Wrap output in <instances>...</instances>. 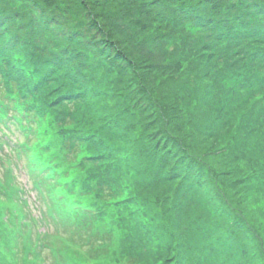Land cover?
<instances>
[{"label": "trees", "instance_id": "trees-1", "mask_svg": "<svg viewBox=\"0 0 264 264\" xmlns=\"http://www.w3.org/2000/svg\"><path fill=\"white\" fill-rule=\"evenodd\" d=\"M95 2L91 0L90 6L100 10L89 11V16L91 21L92 14L100 27L93 20L89 25L111 39L108 45L118 55L121 52L119 43L112 40L116 29L107 26V11ZM123 11L128 9L124 7ZM21 15L0 7V146H9L10 154L5 153L9 160L13 156L22 158L30 175L38 173L34 181L44 189L43 195L53 205H67L71 198L77 208L65 206L63 213H59L60 223H55L56 218L50 219L47 213L45 223L55 224L52 236H45L48 229L40 240H36L32 232L26 235V230L34 231V228L20 224L14 214L13 204L17 206V202L23 204V201L12 186L17 185L11 184L10 166L5 176L0 175V264H247L242 249L241 252L231 250L237 256H229L218 247L228 239L219 225L212 221V229L206 230V219L199 214L200 209L204 216L205 202H198L197 208L199 194L188 171L179 172L173 168L165 171L164 164H160L165 160L162 158L154 164L158 179L148 181L145 173L135 172L130 163L134 155H125L126 146L117 150L116 126L112 120L118 118L111 116L117 102L123 106L122 111L136 114L144 121L132 124L133 148L143 161L155 158V155L151 157L152 149L165 131V122L160 118L162 126L157 127L155 119L150 127L144 116L149 111L145 105L132 109L137 107V98L143 96L152 108L150 111L157 110L160 114L163 110L160 100L164 97L144 80L145 71L139 69L135 73L130 65L126 70L118 69L134 75L131 84L137 98L132 96L133 99L128 97L129 101H125L128 83L113 90L110 99L105 92L91 95L84 76L80 78L75 71L72 73L67 65L36 58L31 43L40 39L30 27L21 25L12 35L5 32L13 16L19 19ZM101 23L106 24L110 32ZM119 29L122 26L119 25ZM248 33L250 39L240 37L246 42L227 41L226 46L237 45L239 49L246 45L250 52L241 57L245 60L243 70H235L231 76H239L238 82L245 90L237 91L238 101L226 114L236 117L239 115L237 109L246 107L240 112V115L245 112L243 122L235 125L234 139H237L233 144L240 151L239 161H243L248 170V187L264 194V42L255 30ZM135 59L138 63V58ZM150 92L155 93L158 101ZM100 95L104 97L99 98ZM94 98L110 103L106 105L110 115L100 113ZM164 103L165 108L171 105L168 101ZM247 116L252 121L254 117V122L247 125L248 136L243 130ZM170 127L166 126L167 131ZM148 128L151 131L146 134L143 130ZM180 139L183 141V136ZM139 180L143 182L140 187ZM136 185L140 190L138 188L135 195L132 193ZM161 185H175L176 194L170 195ZM138 194L141 197L136 201ZM57 195L63 200L54 197ZM44 196L41 198L45 199ZM136 204H142L143 209L140 211Z\"/></svg>", "mask_w": 264, "mask_h": 264}, {"label": "rangeland", "instance_id": "rangeland-1", "mask_svg": "<svg viewBox=\"0 0 264 264\" xmlns=\"http://www.w3.org/2000/svg\"><path fill=\"white\" fill-rule=\"evenodd\" d=\"M37 1L0 0V7L11 13L22 14L19 19L13 16L5 32L12 35L21 25L30 27L40 39L39 42L31 43L36 50V58L59 62L67 65L72 73H78L80 78L84 76V83L91 88L88 90L91 95L105 92L106 98L110 99L113 90L128 83L125 101H129L128 97L137 98L131 84L134 75L131 72H119L118 69L126 70L128 65L131 69L135 68V73L143 69L146 73L143 74L144 80H148L149 85L164 97L160 100L164 110L161 109L160 114L157 110L150 111L152 108L143 96L137 98V107L132 108L147 107L149 111L144 116L150 127L155 119L157 127L161 125V119L165 122V131L151 153V157L155 155L156 161L152 158L148 162L143 161L133 148L132 124L144 121L136 114L122 111L123 106L119 102L111 115L112 118L113 115L118 118L112 120L116 126L117 138L114 142L117 150L126 146L128 150L125 155H134L130 157V163L134 165L135 172L145 173L148 181L158 179L154 164L162 161V158L165 160L160 164H164L165 171L171 168L179 172L188 171L199 194L197 208L198 202H205L206 205L203 204L206 209L204 216L199 209V214L206 219V230L212 229L213 221L228 238L218 247L229 256H237L231 250H243L242 254L244 252L248 259L247 264H264V194L248 187V170L244 162L239 161L240 151L233 144L237 139H234L235 125L243 122L245 112L242 115L240 112L245 111L246 107L237 109L239 115L236 117H231V113L226 114L229 107L238 101L237 91L241 93L245 90L238 82L239 76H231L235 70H243L245 60L241 57L250 52L246 45L239 49L237 45L226 46L227 41L246 42L240 37L250 39L248 32L255 30L258 38L261 37L264 42V0H96L97 6L101 5L107 11V26L116 29L112 40L119 43L121 52L118 55L108 45L111 39L89 25L93 20L100 27L92 19V14L90 21L89 11L100 10L90 6L91 0H85L89 5L83 0ZM81 3L88 9L87 12ZM124 7L128 11L124 12ZM116 17L119 24L114 20ZM103 23L101 25L107 28ZM119 25L122 29H119ZM135 58H138V63ZM52 66L56 70V66ZM150 94L158 101L154 92ZM94 99L101 109L100 113L110 115L106 107L110 103ZM165 101L171 103L169 107L166 105L167 108ZM236 119L239 121L235 122ZM253 122L254 117L252 121L247 116L243 129L247 136V125ZM166 126H171L169 131ZM143 131L148 134L151 128ZM180 136H183V141ZM1 148L3 150L0 151L9 150L5 145ZM139 160L143 162L139 163ZM12 174L14 180L27 190L32 186L27 172L20 165L17 168L15 162L12 164ZM0 175L5 176L2 169ZM139 183L140 187L143 182L139 180ZM139 187L136 185L132 194L136 195ZM161 188L169 190L170 195L176 194L175 185H161ZM33 192L24 190V197L28 201L26 209L33 211L41 224L44 211L32 199ZM43 193L42 188L40 195ZM44 197V202L50 203L51 200ZM140 197L138 194L136 201ZM13 206L21 210L18 205ZM136 206L140 211L143 209L142 204ZM57 217L60 223V216ZM54 231L55 227L51 225L45 236H52ZM35 235L33 237L36 239ZM60 249L64 251L62 246Z\"/></svg>", "mask_w": 264, "mask_h": 264}]
</instances>
